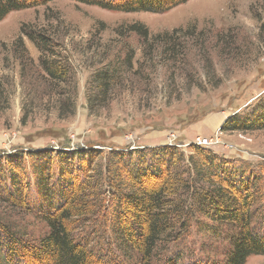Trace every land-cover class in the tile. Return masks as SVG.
Masks as SVG:
<instances>
[{"label": "rangeland", "instance_id": "rangeland-1", "mask_svg": "<svg viewBox=\"0 0 264 264\" xmlns=\"http://www.w3.org/2000/svg\"><path fill=\"white\" fill-rule=\"evenodd\" d=\"M134 23L144 24L153 36L184 30L186 55L145 56L148 47L135 35L119 36ZM263 26L264 0H191L162 14L55 0L12 12L0 23V155L40 149H97L106 155L168 141L190 153L198 138H212L217 144L212 150L220 156L264 172V130H220L228 118L248 113L264 98ZM35 30L47 37L43 50L28 37ZM126 44L137 51L139 62L125 69L126 86L106 102L93 98L92 76L117 64ZM47 61L67 69L64 82L48 77ZM13 219L29 239L45 231L28 215ZM215 248L194 226L178 242L160 247L156 264L175 252L182 264L191 254L216 261L221 251ZM246 264H264V256H252Z\"/></svg>", "mask_w": 264, "mask_h": 264}, {"label": "trees", "instance_id": "trees-1", "mask_svg": "<svg viewBox=\"0 0 264 264\" xmlns=\"http://www.w3.org/2000/svg\"><path fill=\"white\" fill-rule=\"evenodd\" d=\"M52 1L0 0V23L12 12ZM74 1L121 13L162 14L191 0ZM183 31L153 36L144 24L134 23L118 32L123 39L135 35L148 47L145 56L156 53L166 60L186 55ZM28 37L39 50L48 44L36 30ZM125 47L117 64L92 76L93 98L106 102L115 89L126 86L125 69L139 62L137 51ZM62 69L60 63H43L53 83L64 82L67 69ZM261 130L264 98L221 127L223 133ZM212 148L192 145L185 153L166 144L112 149L106 155L97 149L0 155V207L5 210L0 214V264H156L159 248L178 242L194 226L216 245L221 258L208 262L191 254L186 264H246L252 256H264V172ZM16 215L35 218L44 233L29 239L14 221ZM181 258L175 252L164 264H182Z\"/></svg>", "mask_w": 264, "mask_h": 264}, {"label": "built area", "instance_id": "built-area-1", "mask_svg": "<svg viewBox=\"0 0 264 264\" xmlns=\"http://www.w3.org/2000/svg\"><path fill=\"white\" fill-rule=\"evenodd\" d=\"M215 141L211 139H206V138H198L195 142V145L200 146V147H214L217 144L214 143ZM215 144V145H214Z\"/></svg>", "mask_w": 264, "mask_h": 264}, {"label": "water", "instance_id": "water-1", "mask_svg": "<svg viewBox=\"0 0 264 264\" xmlns=\"http://www.w3.org/2000/svg\"><path fill=\"white\" fill-rule=\"evenodd\" d=\"M221 130V129H220ZM167 143H169V141L167 142ZM167 143H159V144H156V145H151L150 147H157V146H161V145H166Z\"/></svg>", "mask_w": 264, "mask_h": 264}]
</instances>
